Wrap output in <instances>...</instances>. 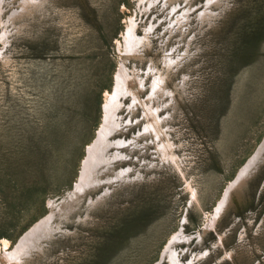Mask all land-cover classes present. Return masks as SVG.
Listing matches in <instances>:
<instances>
[{
	"label": "rangeland",
	"instance_id": "obj_1",
	"mask_svg": "<svg viewBox=\"0 0 264 264\" xmlns=\"http://www.w3.org/2000/svg\"><path fill=\"white\" fill-rule=\"evenodd\" d=\"M153 1L0 0V264L49 215L20 264H170L180 232L179 264H264V157L205 224L264 142V0H192L181 22L187 1ZM131 21L153 27L142 56H123ZM119 69L151 109L123 98L109 139L138 143L75 192Z\"/></svg>",
	"mask_w": 264,
	"mask_h": 264
},
{
	"label": "bare ground",
	"instance_id": "obj_2",
	"mask_svg": "<svg viewBox=\"0 0 264 264\" xmlns=\"http://www.w3.org/2000/svg\"><path fill=\"white\" fill-rule=\"evenodd\" d=\"M152 3H154L153 0ZM164 1V7L169 8L170 6L172 7V10L169 14H173V16L179 12L178 10L181 6L180 0H162ZM187 1V5L191 3L192 0H185ZM207 5L214 3V5L218 4L221 2V0H209L207 1ZM156 3V2H155ZM154 3V4H155ZM194 10V7L190 4L188 9H184V14L182 17L178 19V22H181L182 18H186L192 11ZM213 8L209 7L207 9V15L212 13ZM175 13V14H174ZM205 14V13H203ZM178 16V15H177ZM168 17V16H167ZM136 24L134 21H131V23L128 25V31L124 34V39H125V51L124 57H135V56H142V53H139V46L144 44L145 42H151L149 39L150 35L149 32L153 28H148L145 30V35L143 37L138 36V33H136ZM122 56V57H123ZM175 58L171 57L170 62L168 63L166 61V65L170 67L171 63H175L174 61ZM123 60V59H122ZM125 62V60H124ZM168 63V64H167ZM179 64V62H178ZM166 66L164 65V68ZM124 69V67L122 66ZM152 71L155 76V81H153V90H163L164 89V84L167 82L165 76L163 75L162 71L158 69L157 67L153 66L151 67ZM120 72L119 74L116 75L117 80L115 81V87L112 91L107 92L105 95V102L103 104V119L100 128L98 129L97 136L94 139V141L89 144L87 148V158L84 161V171L82 172L80 181L76 184V191H82L84 189L82 186L84 185L83 183H87L89 181V172H90V167L95 165V164H100V163H105L106 166H111L115 163V160L119 157H124L126 155H123L121 150L119 149H126L130 148L131 146L135 145L138 143L136 141V137L133 140H127L126 138H117V139H109L110 135L114 132L119 130L120 128H123V124L120 122V119L118 117V110L125 104L123 102V98L126 96L131 97V103L128 106V110H132L134 108H137L139 106L144 107L145 111L150 110L149 105L147 102L141 99L140 97V86L137 87H132L133 82H137L139 80L138 85H143L144 84V79L141 76H134L132 77H127L126 76L127 71H123L122 69H119ZM125 70V69H124ZM156 70V72H155ZM165 70V69H162ZM125 73V74H124ZM153 79V78H152ZM151 90V89H150ZM152 91V90H151ZM132 104V106H131ZM125 106V105H124ZM155 108V107H154ZM157 109V108H156ZM158 117V116H157ZM160 117V116H159ZM149 122V121H148ZM131 125H133V122L131 120ZM149 125V124H148ZM122 126V127H121ZM127 126V125H126ZM147 126V125H146ZM140 132V131H139ZM115 149V153L110 154L109 149ZM264 157V142L260 146V148L249 158V160L241 167V169L238 171L236 177L229 182L227 187L225 188V192L223 193L222 198L219 200V202L216 204L213 212H212V217L211 219L206 222L207 227L209 225H212L214 221L217 219V216L219 215V212L224 208L227 202H229L232 199L231 196V191L236 188L237 185H241L246 178L249 176L250 173L253 172V170L256 169L258 166V163L262 161V158ZM130 170V169H129ZM129 171L122 169L120 172H116V177H123L126 178V174ZM92 180V179H91ZM84 181V182H83ZM87 181V182H85ZM83 184V185H82ZM88 185V184H87ZM51 216H46L45 218H42L39 220L36 224H34L23 236V238L20 241V244L16 246L14 249L11 247L6 249L5 254L2 255L4 258L7 259L9 264H20V258L23 252L26 249V242L30 240V237L35 234V232H39L40 230L42 231L45 226L48 225V222L50 220ZM206 226V225H205ZM48 227V226H47ZM206 228V227H205ZM204 228V229H205ZM44 230V229H43ZM181 234H176L172 237V239L168 242L169 244L167 245L168 249V255H169V260L170 264H179V257L180 254H177L174 250L172 251V243L175 242L177 239L184 240H189L192 238V235H182ZM199 233V232H198ZM185 234V233H184ZM200 235H201V230H200ZM221 241V240H220ZM185 242V241H183ZM9 241L7 239H3L0 241V253L4 252V247L6 248L8 246ZM29 243V242H28ZM176 244V243H175ZM24 255V254H23ZM155 264H160L159 262H156Z\"/></svg>",
	"mask_w": 264,
	"mask_h": 264
}]
</instances>
